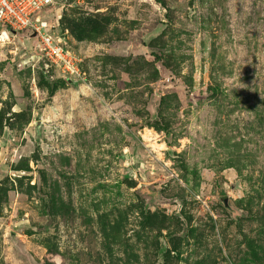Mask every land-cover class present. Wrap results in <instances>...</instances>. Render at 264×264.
I'll use <instances>...</instances> for the list:
<instances>
[{
    "label": "rangeland",
    "instance_id": "rangeland-1",
    "mask_svg": "<svg viewBox=\"0 0 264 264\" xmlns=\"http://www.w3.org/2000/svg\"><path fill=\"white\" fill-rule=\"evenodd\" d=\"M38 15L79 76L0 40V264H264V0Z\"/></svg>",
    "mask_w": 264,
    "mask_h": 264
},
{
    "label": "built area",
    "instance_id": "built-area-1",
    "mask_svg": "<svg viewBox=\"0 0 264 264\" xmlns=\"http://www.w3.org/2000/svg\"><path fill=\"white\" fill-rule=\"evenodd\" d=\"M52 0H0V40L7 31L37 35V53L68 76H79L75 57L56 39L45 33V22L38 12L45 10Z\"/></svg>",
    "mask_w": 264,
    "mask_h": 264
},
{
    "label": "water",
    "instance_id": "water-1",
    "mask_svg": "<svg viewBox=\"0 0 264 264\" xmlns=\"http://www.w3.org/2000/svg\"><path fill=\"white\" fill-rule=\"evenodd\" d=\"M32 35H35V34L33 33ZM10 235H11V238H12V240H13L14 244H16V242H15V239H14V234H13V233H11Z\"/></svg>",
    "mask_w": 264,
    "mask_h": 264
}]
</instances>
